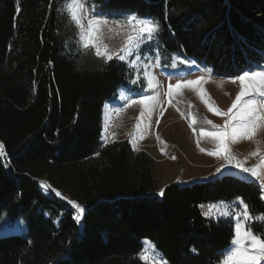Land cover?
<instances>
[{
	"label": "trees",
	"instance_id": "16d2710c",
	"mask_svg": "<svg viewBox=\"0 0 264 264\" xmlns=\"http://www.w3.org/2000/svg\"><path fill=\"white\" fill-rule=\"evenodd\" d=\"M86 3L110 21L154 18L163 54L217 79L264 61V0ZM63 4L0 0V220L25 224L23 235L0 237V264H145L139 255L152 245L168 264H220L233 221L199 207L240 198L259 216V186L222 176L159 195L149 155L128 139L103 145V107L133 74L118 61L81 63ZM70 200L84 209L79 221ZM251 228L264 234V221Z\"/></svg>",
	"mask_w": 264,
	"mask_h": 264
},
{
	"label": "snow or ice",
	"instance_id": "6c2138e0",
	"mask_svg": "<svg viewBox=\"0 0 264 264\" xmlns=\"http://www.w3.org/2000/svg\"><path fill=\"white\" fill-rule=\"evenodd\" d=\"M19 6L17 13H19ZM69 19L70 24H74L77 29L75 43L77 52L82 57L89 54H94L97 58L103 60L105 66L113 61L124 63L137 52H142V45L147 46L146 42L154 39L155 34L160 31L159 22L154 18L139 17L136 14H128L119 20L110 21L97 11L94 7L88 5L86 0H64L61 8L57 9ZM87 17V25L83 23ZM123 29V42L118 49H112L104 41V31L115 33ZM184 61H181L183 63ZM134 61H129L128 67L134 68ZM142 81L146 83L147 89L156 90L159 87L156 77L146 69L143 70ZM141 82V78L132 79V84ZM208 81L201 76L196 80H177L173 84H169L165 95L171 103L174 95H178L185 88L191 89L196 93L207 110L214 115L224 118L222 126L213 125L212 121H206L212 125L213 130L200 129L196 144L201 152L206 150L200 147V138H208L215 145V150L207 152L208 155L216 156L224 161L220 168L216 169L217 173L221 172L222 168L231 166L237 169L240 173L246 174L245 177H238L242 183H247L251 180L253 183H258L261 191V199H264V151L257 147L249 153L250 157H259L258 163L247 167L248 157L244 160H239L233 154L231 145L240 141H254L258 133L264 130V66L257 69H249L243 71L231 79L230 82L239 84V91L230 107L226 111H222L211 100L206 92L203 84ZM222 83V82H221ZM131 92V89L129 90ZM159 93L155 95H140L139 99L129 97L125 101V107L131 105H139L141 108L137 124L136 132L139 133V138L143 139L142 124L145 117L151 118L154 111L159 106ZM160 114L163 115V108L160 107ZM117 113L121 109H115ZM159 124V119H157ZM196 123L193 120L189 127H193ZM159 140V136H157ZM3 153V145H0V155ZM174 159V157H173ZM231 175V172L227 173ZM46 187V186H45ZM58 196L59 192L56 193ZM159 195H164V190L161 189ZM75 209L74 219L79 221L84 209L74 201H68ZM237 205L236 211L220 210L216 205H210L209 211L202 213L205 217L211 218L213 211L217 212L220 218L227 217L234 221L233 238L228 248L222 250V259L220 264H264V234L256 235L251 228L254 221H264V214L255 216L250 206L242 199L237 198L234 202ZM145 244H151L150 241H145ZM152 250L155 252V246L152 245ZM141 260L145 264H149L150 257L146 254H141ZM151 264H165L162 258H151Z\"/></svg>",
	"mask_w": 264,
	"mask_h": 264
},
{
	"label": "rangeland",
	"instance_id": "374dc122",
	"mask_svg": "<svg viewBox=\"0 0 264 264\" xmlns=\"http://www.w3.org/2000/svg\"><path fill=\"white\" fill-rule=\"evenodd\" d=\"M83 23L85 26L87 25V17L84 18ZM71 26L76 39L77 29L74 24H71ZM122 33L123 29L118 30L115 33H108L107 30H105L103 39L110 48L118 49L123 42ZM155 39L156 36L151 41L146 42L147 46H141L143 48L142 52H137L134 56L122 63L128 70L132 71L133 79H137L138 76L141 78V82L131 84L132 87H127L128 89L135 90L137 92L136 97L139 98L140 95H155L157 92L159 93L160 103L157 110L153 112L151 118H144L142 124L143 136L146 137L149 142H154L156 138H154V136H152V134H150L147 130L151 124L150 120H156L158 118L160 121L165 118L164 122L156 125V129L159 128L160 130V139L166 140L165 143L169 146L172 144L177 145L178 142L181 145V138H186L190 144H195L201 128L205 130H213L212 125L207 124L206 121L210 120L213 125L222 126L224 118L209 112L196 93L188 88L183 89L180 94L174 95L171 103H169L168 97L165 95L168 85H174L177 80H196L203 76L208 81L203 84V87L210 96L211 100L222 111H226L239 91V84L230 82L231 79H217L211 77L207 72L197 67L190 60H184L177 57L168 58L162 53L161 48L155 43ZM75 47L76 54H78L76 43ZM78 56L81 63L87 64L90 67H99L103 62V60L97 58L94 54H89L83 57L78 54ZM129 61L135 62L134 68L128 67ZM181 61L184 62L181 63ZM261 66H264V61L261 65L253 69H257ZM145 69L156 77L159 84V87L156 90L147 89L146 83L142 81L143 70ZM140 86H143L142 89ZM118 91V94L122 96L125 93L124 87H120ZM109 104L111 103L108 102V105ZM160 107L163 108V115L160 114ZM117 108L124 109H122L119 113L114 110L108 118V121L102 124L103 130L105 127H112L114 130L112 140L128 139L130 143L131 141L133 142L131 145L134 149L139 150L144 149V147L146 148V144L145 146L141 145L132 132L138 122L137 117H139L141 111L140 106L131 105L129 107H125V104H121L115 109ZM193 120H195L196 123L193 124V127H189V124ZM257 142L259 143L261 150L264 151V130H261L258 133L254 141H240L231 145L233 154L237 157V159L244 160L245 157H248L245 165L247 167H251L258 163L259 157L249 156V153L256 149ZM200 147L206 150V152H203L201 155L202 158L209 161V163L216 160L214 165L216 169L224 164V161L221 158L207 154V152L215 150V145L211 140L208 138H200ZM180 156L182 157V155ZM172 159L173 155L171 156V160ZM175 163L177 164L176 161H174V164ZM228 172H231V175H228ZM222 176H231L239 179L238 177H245L246 174L240 173L237 169L232 168L231 166H226L216 175L217 178ZM164 178L165 174L159 175L157 182L159 187L162 183H164ZM182 179L184 180L187 178L182 177ZM39 182L42 183L44 180H39ZM247 183L259 186L258 183H253L251 180H248ZM24 233L25 224L22 220L17 219L10 221L7 216H4L0 220V237L21 236ZM144 242L143 245L145 248L150 247L149 244H145Z\"/></svg>",
	"mask_w": 264,
	"mask_h": 264
},
{
	"label": "crops",
	"instance_id": "0c3cea01",
	"mask_svg": "<svg viewBox=\"0 0 264 264\" xmlns=\"http://www.w3.org/2000/svg\"><path fill=\"white\" fill-rule=\"evenodd\" d=\"M131 84V81H129L126 87H124L125 93L123 96L119 95V91H117L114 97L109 101V103L111 104L108 105L107 102L104 105L102 110V124L108 121V118L110 117L111 113L115 110V108L121 104H125V101L129 97H131L132 99H139L138 97H136L137 92L135 90H131L130 92V89L127 88L132 87ZM142 87L143 86H140L141 89ZM157 119L150 120L151 124L147 128L148 132L152 134L154 138H156L154 142H149L146 137L140 139V134L136 132L135 128L134 130H132V132L141 145L145 146L146 144V148L144 147V149L136 150L134 149V147L133 149L137 152L142 151L146 153L155 162L154 177L156 181L158 182L159 175L165 174V181L161 184L160 191L161 189H164L168 185L172 184L187 186L194 182L216 179V175L218 174L216 172V167L214 166L216 160H214L215 162L213 161L212 163H209V161H206L204 158H202L201 155L203 154V152L200 151V148L197 147L196 143L190 144L186 140V138H181V145L178 142L177 145L172 144L169 146L165 143L166 140L157 139V136H159L160 138V130L159 128L156 129ZM164 120L165 118L160 120L159 123L164 122ZM172 155L174 157V160H171ZM180 155H182V157ZM174 161H176L177 164H174ZM182 177H186L187 179L183 180Z\"/></svg>",
	"mask_w": 264,
	"mask_h": 264
},
{
	"label": "built area",
	"instance_id": "2783aa9c",
	"mask_svg": "<svg viewBox=\"0 0 264 264\" xmlns=\"http://www.w3.org/2000/svg\"><path fill=\"white\" fill-rule=\"evenodd\" d=\"M124 109V108H121V110ZM113 133H114V130L112 129V127H105V129L103 130V145H106V144H109L111 143L113 139ZM131 143L133 144V142L131 141ZM235 201H232V202H216V203H204L202 204L200 207H199V211L201 213V215L208 219V220H213V221H233V220H230L229 218L227 217H224V218H220L218 213L213 211V215L211 218H208V217H205L202 213L204 212H207L209 211V206L210 205H216L218 209L220 210H231V211H236L237 210V205L234 203ZM141 254H146L150 257V261H149V264H151V258H162V261L165 262V264H168L166 262V260L161 256V254H159L158 252H153L152 249H144L140 255H139V258L141 257ZM141 260V258H140ZM142 262L145 263V261L141 260Z\"/></svg>",
	"mask_w": 264,
	"mask_h": 264
},
{
	"label": "water",
	"instance_id": "95a60500",
	"mask_svg": "<svg viewBox=\"0 0 264 264\" xmlns=\"http://www.w3.org/2000/svg\"><path fill=\"white\" fill-rule=\"evenodd\" d=\"M0 145H2V144H0Z\"/></svg>",
	"mask_w": 264,
	"mask_h": 264
}]
</instances>
